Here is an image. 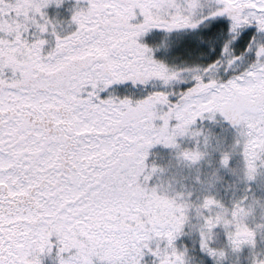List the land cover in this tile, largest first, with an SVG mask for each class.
I'll list each match as a JSON object with an SVG mask.
<instances>
[{
  "label": "snow or ice",
  "instance_id": "6c2138e0",
  "mask_svg": "<svg viewBox=\"0 0 264 264\" xmlns=\"http://www.w3.org/2000/svg\"><path fill=\"white\" fill-rule=\"evenodd\" d=\"M0 264H264V0H0Z\"/></svg>",
  "mask_w": 264,
  "mask_h": 264
}]
</instances>
